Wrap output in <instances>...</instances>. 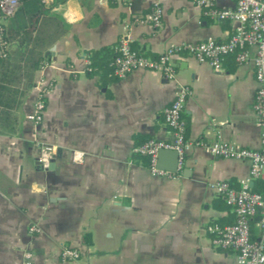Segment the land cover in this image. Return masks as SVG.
<instances>
[{
    "label": "crops",
    "instance_id": "1",
    "mask_svg": "<svg viewBox=\"0 0 264 264\" xmlns=\"http://www.w3.org/2000/svg\"><path fill=\"white\" fill-rule=\"evenodd\" d=\"M154 2L65 0L54 6L68 31L36 71L17 110V131L0 133V264H238L233 249L212 244L206 227L232 215L214 181L240 188L250 162L213 156L199 142L222 138L260 147L253 61L226 57L216 71L187 52L171 57L177 79L192 88L183 113L190 145L174 177L153 175L136 160L134 147L148 138H173L163 110L176 82L152 69L101 80L88 73L85 50L123 34L144 54L156 55L180 43L224 40L234 29L233 21L205 16L192 0H161L160 27L136 22ZM48 85L37 123L35 104ZM44 145L55 148L53 169H37ZM75 150L83 151L82 162L74 161ZM33 224L39 230L32 233ZM252 230L260 239L255 220ZM63 245L79 249V259L62 262Z\"/></svg>",
    "mask_w": 264,
    "mask_h": 264
},
{
    "label": "built area",
    "instance_id": "2",
    "mask_svg": "<svg viewBox=\"0 0 264 264\" xmlns=\"http://www.w3.org/2000/svg\"><path fill=\"white\" fill-rule=\"evenodd\" d=\"M192 1L201 7L205 16L217 21L230 20L235 23L227 39L208 37L197 42L168 46L156 55H146L133 47L126 34H123L109 66L117 78L126 77L135 69H152L161 71L168 80L176 82L174 97L163 110L164 121L172 129L173 138L171 140L148 138L134 147V152L149 157L148 168L153 175L174 177L185 164L186 152L190 145L186 134L187 122L183 113L192 88L177 79L171 57L177 53L187 52L198 61L209 63L216 71L222 70L226 57H232L237 63L253 61L257 82L253 110L260 128V147H245L222 138L209 142L200 141L199 144L207 147L216 157L249 160V176L242 180L240 188L234 187L226 179L216 180L213 183L217 193L233 211L235 220L229 223L212 222L207 225L206 230L211 235L214 246L235 251L238 264H264V187L262 190H255L250 186L251 180H261L264 184V0H233L232 7H221L217 5L216 0ZM160 2L161 0H155L148 12L135 16V21L160 27L164 12ZM18 6L19 0H0V59L7 57L10 51L11 43L6 37V20L15 13ZM50 90L51 87L48 85L39 92L33 113L37 123L43 118ZM161 148L177 151V172L157 166L158 151ZM54 152L53 145L42 147L38 159L43 167H48L51 163ZM83 157V151L73 152L74 161L82 162ZM254 220L261 229L260 239H256L253 235ZM29 229L33 233L38 231L39 227L33 224ZM25 256L26 259H30L32 253L26 252ZM79 257L80 251L76 247L62 246L60 251L62 262L78 260Z\"/></svg>",
    "mask_w": 264,
    "mask_h": 264
},
{
    "label": "trees",
    "instance_id": "3",
    "mask_svg": "<svg viewBox=\"0 0 264 264\" xmlns=\"http://www.w3.org/2000/svg\"><path fill=\"white\" fill-rule=\"evenodd\" d=\"M64 1L19 0L17 10L6 20V37L11 48L7 57L0 59V133L17 131V110L30 90L36 71L50 60V48L68 31L65 21L53 10L56 4ZM117 44L85 50L89 74L99 75L100 80L109 75L117 78L109 66ZM135 158L144 165L149 164L145 154L135 152ZM251 187L262 190L264 184L255 180ZM231 214L227 223L235 220L233 211Z\"/></svg>",
    "mask_w": 264,
    "mask_h": 264
},
{
    "label": "water",
    "instance_id": "4",
    "mask_svg": "<svg viewBox=\"0 0 264 264\" xmlns=\"http://www.w3.org/2000/svg\"><path fill=\"white\" fill-rule=\"evenodd\" d=\"M169 157V159H167ZM37 169H53L54 159L48 165L43 167L39 160L36 161ZM157 166L162 169H166L172 172L178 171V153L174 149L161 148L158 151Z\"/></svg>",
    "mask_w": 264,
    "mask_h": 264
}]
</instances>
